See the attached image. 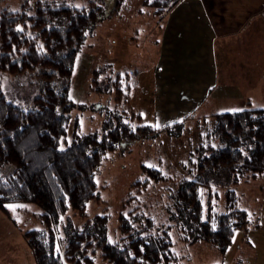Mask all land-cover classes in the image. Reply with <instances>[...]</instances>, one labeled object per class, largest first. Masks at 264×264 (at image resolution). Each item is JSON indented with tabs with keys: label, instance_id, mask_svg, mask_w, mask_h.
Masks as SVG:
<instances>
[{
	"label": "trees",
	"instance_id": "16d2710c",
	"mask_svg": "<svg viewBox=\"0 0 264 264\" xmlns=\"http://www.w3.org/2000/svg\"><path fill=\"white\" fill-rule=\"evenodd\" d=\"M178 1L143 0L160 15ZM32 8L31 14L23 8L0 11V168L6 170L0 175V208L11 202L39 207L44 227L24 233L34 264H96V258L99 264H180L172 249V228L181 233V242L202 240L225 248L234 230L249 222L247 211L238 207L235 186L243 177H264V107L214 114L206 133L209 142L195 149L196 169L218 176L216 183L225 187L222 211L208 207L204 214L200 188L211 179L181 178L169 195L172 223L162 229H154L153 219L143 212L129 211L132 220L119 217V238H108L105 214L69 225L66 238L59 237L61 217L68 210L85 216L87 203L96 198L95 174L105 155L124 140L151 137L158 130L149 125L131 129L130 120L138 115L124 110L105 114L99 128L82 132L79 117L88 104L71 99V77L100 11L61 0H35ZM3 74L35 88L29 104L6 95ZM116 78L115 101L123 102L125 91L118 74ZM74 111L78 115L67 135ZM141 170L145 177L132 185L166 178L153 167L141 165Z\"/></svg>",
	"mask_w": 264,
	"mask_h": 264
},
{
	"label": "rangeland",
	"instance_id": "374dc122",
	"mask_svg": "<svg viewBox=\"0 0 264 264\" xmlns=\"http://www.w3.org/2000/svg\"><path fill=\"white\" fill-rule=\"evenodd\" d=\"M34 1L0 0V11L24 9L31 14ZM61 1L78 8H98L100 11L75 61L81 68V74L76 75L75 68L71 77L75 91H71L70 97L76 101L83 98L81 102L88 104L79 117L80 130H95L100 127L105 114L107 118L125 110L128 115H138L130 120L131 129L149 125L157 128L158 133L138 140H124L116 150L105 155L95 174L96 198L87 203L85 216L68 210L61 217L57 225L59 237L66 238L67 228L80 225L96 214L107 216L109 239L121 236L119 217L123 215L132 220L133 214L129 215V211L150 216L156 226L154 229L172 223L169 219V195L181 178L203 176L211 179L208 187L200 188L204 214L208 207L222 211L225 187L216 183L218 176L209 172L202 174L196 169L198 153L195 149L209 142L206 133L210 131L214 114L248 106L263 107L264 97L248 85L239 86L236 82L240 72L235 70L237 73L234 74L226 67L217 71L216 84L204 97L203 90L207 87L194 83L203 72L193 71V75L185 76L192 71L186 70L184 63L173 66L171 53L178 51V47H162L166 14L155 13L153 6L143 0H121L118 5L116 0ZM181 23L183 25L184 18ZM170 29L172 33H178L177 28ZM188 29L187 24L184 33ZM240 33H245L244 28ZM166 49L167 57L163 58L162 50ZM116 74L125 91L123 102L115 101ZM3 75H6L3 80L1 78L6 95L18 104H29L35 88H24L17 78ZM225 78L228 80H222ZM222 83L227 85L222 86ZM238 89L244 95L248 94L252 103L245 104L238 95H232L237 94ZM221 91L231 96L227 97ZM257 96L258 101L254 100ZM72 115L67 135L72 132L77 111ZM164 126H170L169 131L163 130ZM141 165L161 170L166 178L146 186L142 182L132 185L137 178L145 177ZM5 173L6 170L0 168V175ZM241 179L235 191L238 207L245 209L248 216L251 214L248 225L235 229L229 244L223 249L202 240L181 242V233L172 228V249L180 256V264H264V177ZM6 205L22 207L12 210ZM6 205L5 210L0 208V264H34L24 233L44 227L39 218L40 209L30 202ZM98 261L96 258V264L101 263Z\"/></svg>",
	"mask_w": 264,
	"mask_h": 264
},
{
	"label": "crops",
	"instance_id": "0c3cea01",
	"mask_svg": "<svg viewBox=\"0 0 264 264\" xmlns=\"http://www.w3.org/2000/svg\"><path fill=\"white\" fill-rule=\"evenodd\" d=\"M164 14L162 47H178V51L171 53L170 59L174 62L173 66L184 63L185 69L192 71L185 76L193 75V71L203 72L194 83L207 87L203 90L204 97L211 93L210 87L215 86L219 76L217 71L224 67L234 74L240 72L236 82L239 86L248 85L264 97V0H179L162 16ZM187 24L189 29L184 33ZM170 28H177L178 33H172ZM243 28L245 33H240ZM191 30L193 33H190ZM168 49L162 50L163 58L167 57ZM75 68L76 75L81 74L78 64ZM221 85L226 86L227 83ZM71 89L70 95L75 91V85ZM221 93L231 96L224 91ZM232 95H238L245 104L252 103L249 95H244L242 90ZM71 99L84 103L81 102L83 98L77 101ZM254 100L258 101V96Z\"/></svg>",
	"mask_w": 264,
	"mask_h": 264
},
{
	"label": "snow or ice",
	"instance_id": "6c2138e0",
	"mask_svg": "<svg viewBox=\"0 0 264 264\" xmlns=\"http://www.w3.org/2000/svg\"><path fill=\"white\" fill-rule=\"evenodd\" d=\"M22 30V29H20ZM231 111H240V109H231ZM151 166V165H150ZM9 209L14 210L16 207H22V205H6ZM249 219H251V214L249 213ZM213 230H215V224H213ZM57 251H59V248H57Z\"/></svg>",
	"mask_w": 264,
	"mask_h": 264
}]
</instances>
